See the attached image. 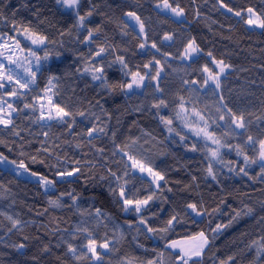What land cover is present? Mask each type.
Segmentation results:
<instances>
[{
    "label": "trees",
    "instance_id": "obj_1",
    "mask_svg": "<svg viewBox=\"0 0 264 264\" xmlns=\"http://www.w3.org/2000/svg\"><path fill=\"white\" fill-rule=\"evenodd\" d=\"M168 3L183 9L185 20L162 13L158 7L163 0H80V15L92 13L80 27L75 12L56 0H0V35L13 37L27 28L46 37L38 54L43 57L47 51L53 61L73 63L84 99L81 109L65 118L67 123L47 124L40 118L34 90L19 92L18 100L8 102L15 114L11 125H0V153L54 185L46 190L0 165V264H181V254L170 246L200 240L201 232L210 243L188 264H264V171L259 163L264 103L254 117L244 118L245 130L237 132L215 93L189 84L192 72L184 61L194 40L201 54L228 65L233 79L250 69L264 72V27L250 30L244 16L252 9L264 21V0ZM129 12L140 17L144 37L127 20ZM100 48L105 51L97 56ZM101 66L106 80H93ZM135 73L145 77L144 87L129 92L126 85ZM5 95L0 91V101ZM181 98L222 142L218 164L211 162L202 142L179 127ZM161 99L167 107H155ZM250 109L243 104L236 111L244 115ZM161 117L172 120L171 125ZM92 127L104 131L90 137ZM244 155L257 163L245 166ZM128 156L163 176L159 187L130 167ZM77 168L73 177L57 175ZM121 186L124 198L133 202L150 195L153 199L140 212L134 204L125 211L121 198L109 191L118 192ZM4 213L20 225L13 226ZM173 216L178 222L169 227ZM217 225L226 227L214 233ZM90 239L96 241L99 259L86 247ZM105 242L107 248L99 247Z\"/></svg>",
    "mask_w": 264,
    "mask_h": 264
},
{
    "label": "rangeland",
    "instance_id": "obj_2",
    "mask_svg": "<svg viewBox=\"0 0 264 264\" xmlns=\"http://www.w3.org/2000/svg\"><path fill=\"white\" fill-rule=\"evenodd\" d=\"M61 5V4H60ZM62 6V5H61ZM63 7V6H62ZM67 11H73L71 9L63 7ZM158 9L165 13L167 16H170L173 20L177 22H181L185 20V15L177 16L175 13L171 12L169 9H166L162 6L158 7ZM191 14L197 18L199 21L205 22V19L198 16L196 12H191ZM246 17V25L250 30L260 32L262 27H260V20H257V15L248 11L244 15ZM239 19L243 17V15L237 16ZM251 18L256 21L253 24L247 23L248 19ZM127 20L130 24L137 30V32L144 37V31H140L139 24L127 16ZM27 33H20L14 37V39H8L9 37H3V40H0V44L3 43L4 40H7V47H0V65L3 66V70L7 72L9 75L13 76V82L9 83L8 81H3L4 87L0 88L1 92H7V95L4 100L0 101V107L4 109V118L11 119L14 116L15 112L13 111L12 104L16 100H18L20 94L19 92H25L29 90H34L39 94L38 98V108L41 113H43V123H49L52 120L58 119H47L49 110L51 109L53 115L55 114V106L63 108L66 112H69L71 115L78 112L84 104L83 93L81 86L78 83L74 64L65 61V60H43L41 59V71L36 73L35 83L29 85L28 88H20L18 84L15 83L16 79H20L21 83H24L26 79H30L28 70L36 71L35 57L31 55V51H34L37 56L41 57L38 54V51L43 47V44H32L30 39H27ZM0 37H2L0 35ZM16 41H19V46H17ZM193 47H196L194 44ZM197 48V47H196ZM43 58V57H41ZM9 60L15 61V63H9ZM184 61L187 62L191 68V78L189 79V84L203 91H213L215 95L218 97L219 106L226 113H228V109H231L236 116L242 115L241 113L236 111V108L240 105L246 104L251 107L248 113H245L243 117L252 116L254 117L262 108L264 103V72L257 69L247 70L239 80L233 79L230 77L231 70L227 68L225 73L220 76L221 87L219 89L215 88L214 83L209 80L207 85H204V80L208 77L209 73L204 72L203 69L205 66L212 73L219 72V68L214 60H212L209 56H205L199 52L191 53V56H186ZM52 77H56V79H52L51 84H49V80ZM144 87V81L141 87H136L133 85V88L130 89L129 92H140ZM13 89H16L17 94L12 95L11 92ZM9 90V92H8ZM11 90V91H10ZM221 97L223 99H221ZM49 100H51V104H49ZM11 103H8L10 102ZM11 105V108H9ZM226 105V107H223ZM43 106V107H41ZM187 109V108H186ZM11 112V117H8L7 113ZM197 112L194 110L187 109L186 112H179L178 118L176 121L179 124V127L184 130L189 136L193 139L200 141L205 146L207 151V155L210 158L211 162L215 165L221 161V156L223 151L225 150L222 142L219 138L213 136L209 130L207 122L203 119H200L201 115H196ZM70 115V116H71ZM228 118L231 116L227 115ZM66 118V117H65ZM232 123V121H231ZM244 128H238L234 123H232L233 128L237 132H242L246 128V121L244 119ZM250 126H252L250 124ZM203 128L205 132L208 133L212 139H216L220 141V144L212 143V139L207 138L205 135H196V131ZM213 150H218V158L212 157L211 152ZM262 151V149H261ZM0 165L21 178H25L29 181L39 182L38 176H32L29 172H25L23 169H20L19 172L15 171L16 165L11 163H0ZM133 169L150 179L157 185L160 182V179H154L153 175H150L147 171L141 172L139 168L133 167ZM4 215L9 219L12 223L14 221H19L7 213ZM19 224L15 225V227L19 226ZM179 247H174L173 249L179 252L181 255L183 251L193 252L195 251L199 244L200 240H191V241H181L176 243ZM196 256H192L189 259V262L192 259L200 258Z\"/></svg>",
    "mask_w": 264,
    "mask_h": 264
},
{
    "label": "snow or ice",
    "instance_id": "obj_3",
    "mask_svg": "<svg viewBox=\"0 0 264 264\" xmlns=\"http://www.w3.org/2000/svg\"><path fill=\"white\" fill-rule=\"evenodd\" d=\"M56 2L58 4H61L63 7L71 9V10H73L75 12V14L77 16L78 24H79L80 27L84 26V21H85L86 17L87 16H91V14H92L89 11L88 13H86V15H80V12H79L80 0H56ZM163 7L166 8V9H169L171 12L175 13L177 16L183 15V9H180L178 7H175V8L172 7V5L168 3V0H163ZM225 7H227V6L225 5ZM229 11H231V9H229ZM248 12L252 13L253 10L252 9H248ZM126 15L131 17L132 19H134L139 24L141 32L144 30L143 22L140 20L139 16H137L134 12L126 13ZM236 15L239 16L241 14L239 12H237ZM257 20H260L259 16H257ZM255 22L256 21H254L251 18H249L248 21H247V23H249V24H253ZM260 27H264V21H262L260 23ZM24 33H28L27 39H30L32 44H40V45H42V44H44L45 40L47 39L46 37L39 36V35H37L35 33H30V30L27 29V28L24 29ZM92 35H93L92 31L89 30L87 39H91ZM8 39H14V37H9ZM166 39H170V37H166ZM0 40H3V37H0ZM16 44H17V46H19V41H16ZM194 44H195L194 40L188 44V46H187V48L185 50L186 56L190 57L191 53H194V52L198 51V48L193 47ZM7 46H8L7 40H4L3 43L0 44V47H7ZM141 47H143V45H141ZM153 47H155V45H153ZM29 51L31 52V55L33 57H35L36 71H31L29 69L28 73H29L30 79H26L24 83H21L20 79H16L15 80V83L18 84L20 88H28L29 85L34 84L35 83V78H36V73L41 71V67H40L41 59H43L45 61L49 59V53L47 51H45L43 58L37 56V54L34 51H31V49H29ZM104 51H105L104 48H100L99 51L96 53V55L99 56ZM209 55L211 56V53H209ZM118 60H119V63L121 65H123L124 67H127V65L124 63V60H123L122 57H119ZM9 63H15V61L9 60ZM157 63H159V62L157 61ZM215 63L217 64V67L219 68V72L212 73L207 68V66H205L203 71L204 72H208L209 75L204 80L203 83H204V85H207L209 80H211L214 83L215 88L219 89L221 87L220 76L225 73V70L229 66L226 65L222 60L218 61V62H215ZM145 67H147V65ZM89 70L90 69H85V71H89ZM103 72H104V69H103L102 66L95 68L94 74L92 76V79L93 80L105 81L106 77L103 75ZM95 73H99V74H95ZM158 76H159V71H157V73H156V77H158ZM156 77H153V79H155ZM52 79H56V77H52L49 80V82H48L49 84H51ZM144 79H145L144 76L139 75V73H135V74L132 75V83L127 84L126 87L128 89H132L133 85H135L136 87H141L142 84H143ZM5 80L8 81L9 83H11V82H13V76L9 75L7 72H5L3 70V66L0 65V88H3L5 86L4 83H3V81H5ZM11 94L12 95H16L17 94L16 89H13ZM221 99H223V98L221 97ZM49 104H51V100H49ZM184 105H185V102H184L183 98H181L180 99V105H179L180 112H186L187 111V109L185 108ZM26 107H27V105H26ZM41 107H43V106H41ZM155 107H157V108L167 107V104H166V102L163 99H161L159 101V103L155 105ZM223 107H226V105H224ZM9 108H11V105H9ZM13 111H15V109H13ZM3 113H4V109L2 107H0V125H5V126L11 125L12 124V120L10 118L9 119H5ZM228 113L232 117V123H234L238 128H244L245 127L243 115L236 116V114L233 113L231 111V109H228ZM7 115H8V117H11V112L7 113ZM70 115L71 114L69 112H66L63 108H61L58 105H56L55 106V114L53 115V113H52V111L50 109L49 113H48V116H47V119H49V120L58 119L61 122L67 123V121L65 120V117H68ZM80 115H84V114L80 113ZM177 115H179V113H177ZM196 115H200V114L196 113ZM40 118L41 119L44 118L43 117V113H41V117ZM220 118L223 119V116H221ZM200 119L203 120L204 117L200 116ZM161 120L166 125H171V123H172V120H170V119L169 120H165L163 117H161ZM172 130L173 129L169 128V131H172ZM103 131H104L103 128H99L98 129V128L92 127L88 131L87 134H88V136L91 137L94 132H103ZM201 134L205 135L209 139H212V137L209 136L208 133L205 132L203 128H201V129L196 131V135H201ZM17 135H19V133H17ZM181 139H183V137H181ZM248 139H249V141L252 140L251 137H249ZM212 143L219 145L220 141L216 140V139H212ZM260 146H261L262 151L259 153V163H260L261 170L264 171V141L260 142ZM193 148H194V146H193ZM121 151H123V149H121ZM237 152H238V154H243L239 149H237ZM125 155H127V153H125ZM211 155H212V157L218 158V150H213L211 152ZM128 159L132 160V164L130 165V167L139 168L141 172L147 171L150 175H153L154 179H160V180L163 179V176H161L159 173H153L151 168H146L145 165H143L141 162L135 160L132 156H128ZM0 163H11L13 165H16L15 171H17V172H19L20 169H23L25 172H29V174L32 175V176H38L39 182L43 186H45L46 190L54 185V181L49 180V179H47L44 176H40L39 174H37L35 172H30L28 167L23 162L17 164V162L14 161V160L13 161H9L8 158L6 156H4L2 153H0ZM244 163H245V166H248L249 164L257 163V161L251 159L247 155H244ZM241 171H244V169L242 168ZM78 172H79V168H77V169H75L73 171L57 172V175L60 176L61 178H68V177L75 176L76 173H78ZM208 172H209V175H213L211 166H209ZM111 175H112V177H114L117 180L120 179L119 177L116 176V173H114V172L111 173ZM125 175H127V173H125ZM245 175H247L246 172H245ZM213 178H215L214 175H213ZM101 179H104V178L101 177ZM157 187H159L158 184H157ZM109 191L111 193H113V194L118 195L121 198V203H122V205L125 206L124 207L125 211H127L128 208L130 206H133V204H134V211L140 212L141 208L143 206H146L148 204V202L153 199V197L150 195L144 200H136L135 202H133L131 199L124 198L125 193H124V189H123L122 186L119 188L118 192H117L116 189H112V188H110ZM69 195H71V194L69 193ZM72 199H73V201H75L77 199V197H72ZM52 203L53 204H57L56 201H52ZM187 207L189 209H191L193 212H196L197 215H201L202 214V213H200L198 211L196 204H189V205H187ZM101 214H102L101 210L100 209H96L97 217H99ZM239 215L240 214L237 213V216H239ZM9 219H11V217H9ZM174 221L178 222L176 216H173L168 221V226L170 227L173 224ZM141 223H145V221L141 220ZM17 224H19V221H14L13 222V226H15ZM222 227H226V225L225 226L217 225L216 229L214 230V233L215 232H219ZM147 230L149 232L154 231V229H152V228H148ZM199 237H200V244H199L198 248L195 251L188 252V251H184L182 249L183 254L179 256L181 264H188V261H189V259H191L192 256L199 257V256H201L203 254L204 248H206L209 245L210 241H209V238L203 232L199 233ZM96 246H97L96 245V241L93 240V239H90L88 245H86V247L88 248V251H90L93 254V256H95L96 259H99L100 256L96 252ZM23 247H24V245H20L19 246V248H23ZM99 247L107 248L108 247V243L105 242L103 244H100ZM170 247H179V245H177L175 242H173V244ZM68 250L70 252L74 253V254L76 252V249L73 248L71 245H69Z\"/></svg>",
    "mask_w": 264,
    "mask_h": 264
}]
</instances>
